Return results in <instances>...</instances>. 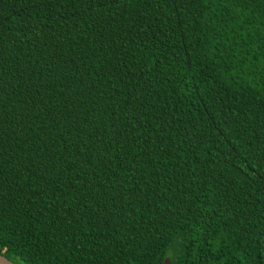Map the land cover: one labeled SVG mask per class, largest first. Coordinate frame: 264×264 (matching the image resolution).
<instances>
[{"label": "trees", "instance_id": "trees-1", "mask_svg": "<svg viewBox=\"0 0 264 264\" xmlns=\"http://www.w3.org/2000/svg\"><path fill=\"white\" fill-rule=\"evenodd\" d=\"M0 253L264 264V0H0Z\"/></svg>", "mask_w": 264, "mask_h": 264}, {"label": "water", "instance_id": "water-1", "mask_svg": "<svg viewBox=\"0 0 264 264\" xmlns=\"http://www.w3.org/2000/svg\"><path fill=\"white\" fill-rule=\"evenodd\" d=\"M4 256V255H3ZM6 258V264H15L13 260L9 259L8 257L4 256ZM169 259L166 260V264L169 263Z\"/></svg>", "mask_w": 264, "mask_h": 264}, {"label": "snow or ice", "instance_id": "snow-or-ice-1", "mask_svg": "<svg viewBox=\"0 0 264 264\" xmlns=\"http://www.w3.org/2000/svg\"><path fill=\"white\" fill-rule=\"evenodd\" d=\"M0 264H6V258L0 253Z\"/></svg>", "mask_w": 264, "mask_h": 264}]
</instances>
